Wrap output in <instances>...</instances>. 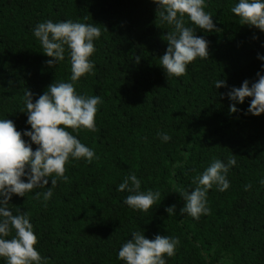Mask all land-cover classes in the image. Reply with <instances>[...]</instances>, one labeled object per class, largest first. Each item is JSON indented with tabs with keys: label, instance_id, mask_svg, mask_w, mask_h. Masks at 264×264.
Segmentation results:
<instances>
[{
	"label": "trees",
	"instance_id": "16d2710c",
	"mask_svg": "<svg viewBox=\"0 0 264 264\" xmlns=\"http://www.w3.org/2000/svg\"><path fill=\"white\" fill-rule=\"evenodd\" d=\"M238 2L205 0L204 11L220 30L195 31L208 41L209 57L191 62L183 76L168 77L160 58L173 26L161 22L153 0H0V119L12 120L31 143L23 136L31 131L25 90L35 103L51 83L70 82L77 94L102 101L96 132L66 129L94 151L92 162L69 157L68 180H57L47 202L34 196L51 187L55 174L44 188L8 202L14 215L30 214L35 248L47 264H124L118 252L133 232L149 240L178 238L175 255L164 256L166 264H264V113L245 115L251 98L230 113L227 97L244 80L251 84L258 72L264 75V61L257 58L264 56V32L241 24L231 11ZM48 20L99 25L90 57L94 74L71 81L67 46L64 59L48 66L50 58L33 35ZM185 26L195 28L187 17ZM219 79L225 87L215 88ZM232 155L230 187L221 192L214 184L207 192L210 214L181 215L179 192L190 193L195 176ZM133 173L140 191L160 192L147 212L124 204L130 193L117 191ZM172 205L175 215H168Z\"/></svg>",
	"mask_w": 264,
	"mask_h": 264
},
{
	"label": "clouds",
	"instance_id": "9594fccd",
	"mask_svg": "<svg viewBox=\"0 0 264 264\" xmlns=\"http://www.w3.org/2000/svg\"><path fill=\"white\" fill-rule=\"evenodd\" d=\"M158 5L161 22L173 26V30L165 36L167 49L160 58V64L168 77H180L186 74L187 66L197 58L209 57V43L203 37L195 35L196 29L207 32L220 31L216 29L210 13L204 11L205 0H153ZM232 13L240 18L242 25H248L264 32V0H239L232 7ZM185 17L193 27L185 26ZM33 35L41 42L44 55L50 59L46 62L52 67L57 61L64 59L65 46L70 54L71 81L75 82L88 73H93L94 65L90 57L95 52L93 41L100 37L99 25L73 22L72 20L38 23ZM255 39V37H253ZM264 61V56L257 57ZM138 63L140 57H136ZM255 82L244 80L240 87H233L227 97L233 103L230 113L238 111L236 104H243L246 98H251L247 114L260 116L264 113V75L256 74ZM225 81L219 79L215 88L225 87ZM102 101L99 96L85 97L77 94L73 83H51L47 90L33 102L32 93L25 90L24 103L27 113V124L31 131H25L31 143H26L21 132L16 130L10 119H0V258L6 264H47L36 250L37 236L30 223L29 213L13 214L9 208V200L13 195L24 197L26 192L35 188H44L51 179V187L43 194L37 192L35 199L47 202L53 195L52 189L57 180L67 182L65 165L69 157L84 158L91 163L95 157L92 149L82 144L76 136L66 129H85L96 132L95 116L97 105ZM165 142L171 137L158 134ZM37 146L33 151L31 145ZM236 164V156L228 158L227 163L213 160L202 174L193 178L196 187L189 191L181 190L184 206L180 214L199 219L201 215H209L206 195L215 184L223 192L230 187L227 173ZM25 178L27 182H25ZM264 183V182H262ZM251 185H246L245 190ZM141 182L133 173L125 177L117 191L127 190L130 194L123 203L134 210L149 211L159 200L160 192L140 191ZM168 215H175V205L167 207ZM15 235L7 239L11 232ZM178 238L156 235L154 239L145 238L143 232H133L131 239L121 246L118 259L124 264H166L164 256L175 255Z\"/></svg>",
	"mask_w": 264,
	"mask_h": 264
}]
</instances>
